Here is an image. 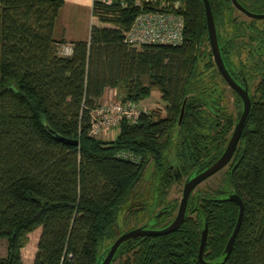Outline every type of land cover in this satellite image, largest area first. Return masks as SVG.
Returning <instances> with one entry per match:
<instances>
[{
	"label": "trees",
	"instance_id": "16d2710c",
	"mask_svg": "<svg viewBox=\"0 0 264 264\" xmlns=\"http://www.w3.org/2000/svg\"><path fill=\"white\" fill-rule=\"evenodd\" d=\"M238 1L264 12V0ZM165 3L94 0L92 15L111 26L92 25L88 39L72 41L63 55L59 46L66 41L54 39L53 28L64 0H0V236L7 238L0 264H23L21 247L37 227L31 264H98L119 234L121 204L134 197L149 163L154 201L148 211L170 205L155 219L161 227L178 203L166 197L171 186L222 153L238 116L224 104L226 81L208 47L203 0ZM209 3L223 61L251 98L241 136L221 182L192 190L176 229L125 239L110 264H202L204 223V259L264 264V19L247 17L231 0ZM148 10L180 13L182 42L125 44L123 31ZM106 87L134 103L157 88L165 111L141 108L135 121L123 117L114 135L99 137L91 132V112ZM230 190L244 207L222 260L239 208L226 198ZM145 209L146 203H129L124 221H141Z\"/></svg>",
	"mask_w": 264,
	"mask_h": 264
},
{
	"label": "water",
	"instance_id": "95a60500",
	"mask_svg": "<svg viewBox=\"0 0 264 264\" xmlns=\"http://www.w3.org/2000/svg\"><path fill=\"white\" fill-rule=\"evenodd\" d=\"M232 5L238 9L239 11L245 13L247 16L252 18H264V12L263 13H254L250 12L247 9H245L238 0H231ZM204 3V10H205V17H206V25H207V39L210 46V51L212 54V59L214 61L215 67L220 72L226 83L234 89L241 99V107L238 109V117L235 122V125L232 129V132L228 138V141L222 151V153L208 166H206L204 169L196 172L195 174L188 176L183 183L182 187V194L178 201V205L176 208L175 215L171 219L169 223H167L164 226L161 227H148V224H141L139 226L130 228L128 230H125L123 232H120L111 242L108 250L106 251V254L103 256V258L100 260L98 264H110L111 259L113 255L115 254L118 246L122 241H124L127 238L139 236V235H149V234H162L169 231H172L176 229L184 220L186 209H187V203L189 195L191 194L192 190L195 188V186L200 183L202 180L225 166L228 161L231 159L234 150L236 148V145L238 143V140L241 136V132L247 117V114L249 112V109L251 107V98L248 91L247 85L241 84L239 81H237L232 74L227 70L225 63L223 61V58L220 53V47L219 42L217 38L216 33V27L214 23V18L212 15L211 7L209 0H203ZM183 116V105L181 106V110L178 117V123H180ZM69 140V139H67ZM77 140H73V142H76ZM226 198L235 201L238 204V215L235 221V224L232 228V231L230 235L228 236V239L226 241L225 247L223 249V259L225 260L228 254L230 253L233 242L235 239V236L238 232V229L241 224L242 220V214H243V199L242 197L235 191L230 190L228 194L226 195ZM170 205H164L160 209H158L155 213V218H160L163 214L167 213L169 210ZM207 236V225L204 223L202 229H201V235H200V244L198 248V259L202 264H219V261H209L203 258V248L205 245Z\"/></svg>",
	"mask_w": 264,
	"mask_h": 264
},
{
	"label": "rangeland",
	"instance_id": "374dc122",
	"mask_svg": "<svg viewBox=\"0 0 264 264\" xmlns=\"http://www.w3.org/2000/svg\"><path fill=\"white\" fill-rule=\"evenodd\" d=\"M152 2H159V6H165L166 5V0H151ZM168 3V1H167ZM177 2L174 3L175 8L178 7V5H176ZM92 16V14H90V10L89 12L83 10H80L76 7L71 8L69 6L68 3H66L65 6H63L58 14V19L56 18V27H55V31H54V37H60L58 39L62 38V33H64V30L66 32L65 34V38L64 40L66 42H70V41H75L74 37L78 38L79 40H83L81 39L82 37L86 38V35L88 34L89 28H90V24H91V20L90 17ZM96 17V16H95ZM95 24L100 25V21L99 19L96 17V19H94ZM103 26H111L108 23H103ZM81 37V38H79ZM64 46H70L69 44H65V45H61L59 46V51L61 50L62 47ZM141 46H135V48L139 49ZM208 47L210 49V46L208 44ZM225 97H224V104L226 105L227 109L232 111V113H236L238 108H240L239 105H236L235 100H234V94L231 91V87L228 86V84L225 82ZM158 89H152V92L149 96L141 99L138 101L137 106L139 108L145 107L146 109H153V108H159L162 112L165 111L164 109V101L160 98V92L157 91ZM116 92V93H115ZM113 100H121V93L118 91V88H114V89H108L107 93H105V95L101 98V100L99 101V103L105 102V101H113ZM112 129V133L113 130L114 132H116L118 130L117 125H115L114 127L111 128ZM111 135L110 133H107V135H103L102 133L98 134L97 136L102 137V138H109ZM152 168V163H149L147 168L144 171L143 174V179L139 182V185L136 187L135 191V195L134 197L132 196V198L130 200H127L125 202H123L119 208L118 211V215H117V223H116V234L123 232L125 230H128L130 228L139 226L141 224H148V227H158L157 225H155V219H154V214H150L149 213V205L153 204L154 201V196L152 194V181H151V169ZM225 167L220 168L219 170H217L216 172H214L213 174H211L210 176H208L207 178H205L204 180H202L200 183H198L195 186V189H213L215 188L222 179V175H223V171H224ZM183 183L184 180L175 182L171 188L169 189L168 193H167V199L169 200H173V199H177L179 201L181 194H182V187H183ZM147 198V199H145ZM146 203L147 204V209L146 212L147 214H145L143 217H145L144 219H142L139 222L136 221H131V222H125L124 221V216H125V210L128 207L129 203H132L134 206H139V204L141 203ZM134 220V217L131 219ZM40 232V227H37L36 229L32 230L31 232L28 233V241L25 243L24 245V257L25 259V264L28 263L27 257H29L32 253V248H36V242L37 239L36 237H38ZM100 247H99V252H100ZM7 253V238L5 236H0V256L1 255H6Z\"/></svg>",
	"mask_w": 264,
	"mask_h": 264
},
{
	"label": "built area",
	"instance_id": "2783aa9c",
	"mask_svg": "<svg viewBox=\"0 0 264 264\" xmlns=\"http://www.w3.org/2000/svg\"><path fill=\"white\" fill-rule=\"evenodd\" d=\"M94 1V0H93ZM104 4H112L114 0H98ZM123 6L125 0H119ZM143 1L135 0L136 5ZM178 5V3H176ZM161 7H165L164 5ZM175 7V6H174ZM184 18L180 13L168 10L141 11L134 19L130 27L123 31V42L128 46H142L143 44H180L183 40ZM60 53L69 55L71 46H64ZM141 111L136 103L130 101H105L92 109L93 134L107 135L111 128L118 125L123 117L135 121ZM131 156L129 152L122 153Z\"/></svg>",
	"mask_w": 264,
	"mask_h": 264
},
{
	"label": "crops",
	"instance_id": "0c3cea01",
	"mask_svg": "<svg viewBox=\"0 0 264 264\" xmlns=\"http://www.w3.org/2000/svg\"><path fill=\"white\" fill-rule=\"evenodd\" d=\"M66 3H68L69 4V6L71 7V8H74V7H76V8H78V9H80V10H85V11H87V12H89V10H90V14H92V12H91V10H92V3H93V0H64V4H63V6H65L66 5ZM62 6V7H63ZM61 7V8H62ZM60 8V9H61ZM60 11V10H59ZM59 14V13H58ZM58 16V15H57ZM57 19H58V17H57ZM94 19H96V17L95 16H91L90 17V20H91V24H90V27L92 26V25H95V26H98V27H101V26H103V23L102 22H100L101 24L100 25H97V24H95V22H94ZM56 21V20H55ZM55 27H56V22H55V24H54V28H53V38L54 39H56V40H60V39H58V38H60V37H54V31H55ZM89 30H90V28H89ZM65 34H66V32H65V30H64V33H62V38L64 39V37H65ZM88 37H89V31H88V34L86 35V38L85 37H79V38H81V39H83V40H87L88 39ZM61 38V39H62ZM65 38H67V37H65ZM75 39L74 40H79L78 38H76V37H74ZM66 40V39H65ZM71 42L72 41H70V42H66V43H64L63 45H65V44H69L70 46H71ZM115 87H106L105 88V90H104V92H103V94H102V96L99 98V101L101 100V98L105 95V93H107V91H108V89H114ZM153 89H156V88H153ZM157 91H159V90H157ZM151 92H152V90H151ZM160 92V91H159ZM116 93V92H115ZM151 94V93H150ZM136 104H138V102L136 103ZM143 109H146L145 107H142ZM108 133H110V134H115L114 133V130H113V133H112V130L111 131H109ZM35 249L36 248H32V253H31V255L29 256V257H27V260H28V263L27 264H31L32 263V260H33V255H34V252H35ZM23 250H24V246L23 247H21V254H22V260H23V264H25V257H24V253H23ZM1 256H5V255H1Z\"/></svg>",
	"mask_w": 264,
	"mask_h": 264
},
{
	"label": "flooded vegetation",
	"instance_id": "af4514ba",
	"mask_svg": "<svg viewBox=\"0 0 264 264\" xmlns=\"http://www.w3.org/2000/svg\"><path fill=\"white\" fill-rule=\"evenodd\" d=\"M239 2V1H238ZM240 3V2H239ZM241 4V3H240ZM242 5V4H241ZM243 6V5H242ZM244 7V6H243ZM245 9H247L246 7H244ZM238 10V9H237ZM248 11H250L249 9H247ZM239 11V10H238ZM239 12H241V11H239ZM250 12H254V11H250ZM241 13H243V12H241ZM254 13H263V12H254ZM244 15H246L245 13H243ZM247 16V15H246ZM247 17H249V16H247ZM249 18H252V17H249ZM254 19H264V18H254ZM226 66V65H225ZM227 68V67H226ZM228 70V69H227ZM229 71V70H228ZM229 86V85H228ZM236 105H239L240 107H241V103L239 104V103H236ZM239 109V108H238ZM238 111V110H237ZM236 114H237V116H238V113L236 112ZM208 166V165H207ZM224 167V166H223ZM195 189V188H194ZM177 205H178V203H177ZM177 208V207H176ZM175 212H176V209H175ZM175 212H174V215H175ZM154 219H156L155 218V213H154ZM158 219H160V218H158ZM157 220V219H156ZM159 227V226H158Z\"/></svg>",
	"mask_w": 264,
	"mask_h": 264
}]
</instances>
